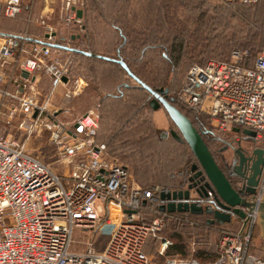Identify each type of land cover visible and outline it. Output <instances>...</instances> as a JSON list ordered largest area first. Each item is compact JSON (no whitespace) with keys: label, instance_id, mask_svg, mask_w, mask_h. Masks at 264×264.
<instances>
[{"label":"built area","instance_id":"2783aa9c","mask_svg":"<svg viewBox=\"0 0 264 264\" xmlns=\"http://www.w3.org/2000/svg\"><path fill=\"white\" fill-rule=\"evenodd\" d=\"M22 1L2 0L4 15L16 16ZM216 1L248 4L258 0ZM83 3L64 0V25L84 30L76 9ZM68 47L72 46L54 40L51 24L44 25L43 36L35 41L26 35L0 33V110L7 111L6 122L17 116L27 138L47 131L57 157L54 167L20 138L0 133V264H153L143 249L147 237L157 236L168 218L181 220L182 216L155 210L151 220H142L145 202H159L153 191L170 189H143L128 166L107 153L106 143L97 139L99 102L63 120L60 108L51 101L54 90L41 91V74L50 76L53 85L63 86L65 97L79 93L85 85L80 77H71L73 55ZM247 58V50L235 48L229 60L211 58L204 65L193 64L175 97L187 108L209 115L219 131L254 129L251 139L262 142L264 42L250 66L245 64ZM261 169L254 193L248 195L253 206H241L244 218L232 216L241 218V227L222 232L212 261L170 256L165 264H264L248 244L264 188V164ZM212 195L208 192L199 203L213 207ZM75 228L93 231L86 247L69 248ZM105 231L107 242L97 249L95 238ZM169 244L171 240L163 237L159 252Z\"/></svg>","mask_w":264,"mask_h":264},{"label":"rangeland","instance_id":"374dc122","mask_svg":"<svg viewBox=\"0 0 264 264\" xmlns=\"http://www.w3.org/2000/svg\"><path fill=\"white\" fill-rule=\"evenodd\" d=\"M42 2L44 1L33 0V7L42 5ZM56 2L59 7L61 2L62 6L64 4V0H56ZM106 2L105 12L107 16L115 17L116 0H106ZM219 5L220 3L215 0H205L204 3L201 0H127L125 9L123 8L124 10L121 11L122 20L120 23L127 26L128 32L131 26L142 30L146 29V32H153L156 36L158 35L155 38H160L158 41L165 42L167 46L171 40V35L176 34L180 38H183V53L174 71H172L170 64L162 59L161 55L157 54L156 51L150 52L145 61L137 62L135 64L136 69L151 82L156 84L164 83L171 86L172 91H175L183 83L186 72L193 62L204 63L211 58L227 57L231 55L232 50L235 48L247 50L248 54H254L262 45L263 33L261 34L259 29L264 27V24L262 25L264 23V0L258 2L255 7L243 9V12L240 14L239 12L232 14L230 11L219 8ZM1 7L2 3L0 1V26H5L6 20L17 28H21V25L29 22L26 19L27 12L25 9L17 16L6 17L2 14ZM200 14H204L201 20L199 19ZM209 15H215L213 26L216 28L209 31V27L205 24L206 29L204 31L200 29L201 23H203L201 21L205 22ZM63 18L64 9H61V13L59 12L53 18L42 15L35 17L33 20L31 19L29 22L30 26L28 27H31L32 30H38L40 27L44 28V25L50 22L64 26ZM205 25L203 24L201 27ZM77 29L79 32L82 31L79 27ZM65 30L66 27L63 31ZM130 33V35L134 36L139 35L135 31ZM205 47L208 48L205 53L199 52V50ZM88 65L89 63L85 60L76 59L74 61L73 69L77 72V75L74 77H80L83 80L82 84H84V81L86 82L79 93L71 97H65L63 95L64 90H56L51 95V101L54 106L60 108L59 117L63 120H71L73 117L81 114L83 110L95 105L97 102L100 103L102 100L104 90H96L95 84L97 82L92 73L89 72ZM41 91L47 92V90ZM104 101L99 132L104 139L109 138V155L127 165L131 174L138 182H140L139 175H144L147 178L151 176L153 178L151 180H156L164 185L165 183L170 185L176 184V181L183 177L184 172L179 170L176 174L173 173L169 176V174L159 169L157 165H161L166 160L164 154L168 157H176L177 153L181 152L180 154L185 153L184 156L188 157V159L190 156H187L188 154L183 150L182 146L176 145L175 142L171 141L170 129L174 127L164 109L139 108L140 99L135 107L131 104L117 102L116 99L107 98ZM6 102L11 104L15 100H7ZM6 118L7 111L0 110V133L11 134L20 138L31 152L43 161L56 167V147L48 140L47 131L32 133L27 138L26 133L17 124V116L12 118L10 122H6ZM215 129L217 128L215 127ZM217 131L219 130L217 129ZM217 131H215L217 137L224 140L235 138L237 133L235 131H225L221 134L222 132L219 133L220 131ZM254 134V129H248V137L252 138ZM206 141L219 166L223 168L225 161H231L230 148L223 149L225 145L224 141L212 140L210 138L206 139ZM258 143L264 146V141ZM243 146L246 148L245 144ZM149 151H152L154 155L147 156L150 153ZM224 155L226 156L225 159H223ZM148 158L149 161H147ZM145 164L150 165L147 167ZM230 179L233 185H237L238 178L231 176ZM154 215H156L155 210L152 211L151 215L146 216V219L151 220ZM181 220H184L182 222L187 225L178 228L173 221H168L167 219L158 235L153 236L147 242L146 252L153 264L166 263L165 260L169 255H166L165 251L163 253L159 252L161 240L163 237L168 238L172 243L173 239L170 235L175 230L182 233L185 241L189 243L190 250L196 251L197 246L201 244L208 245L209 247L214 246L224 230H237L239 226L236 221H231L228 225L222 227L219 225L204 227L201 220L196 219L194 227H191L188 226L189 223H192L189 222L191 220L188 219L186 221L184 217ZM248 226L249 221L245 224V229ZM249 229L248 244L252 252L264 257V250L262 249L264 248V220L258 218L256 222L250 224ZM92 236V230L73 229L69 248L74 249L83 247V245L86 247ZM108 236L107 231L100 235L95 242V247H103L107 242Z\"/></svg>","mask_w":264,"mask_h":264},{"label":"trees","instance_id":"16d2710c","mask_svg":"<svg viewBox=\"0 0 264 264\" xmlns=\"http://www.w3.org/2000/svg\"><path fill=\"white\" fill-rule=\"evenodd\" d=\"M31 2V0H29ZM127 0H116V16L115 17H110L107 16L105 12V5H106V0H85V4L83 6V17H84V22L83 25L86 28L85 32H83L80 35V39L83 40L84 46L80 50H75V49H69L70 53L74 56L73 62L71 65V77L73 78L75 75H77L74 71V61L76 59L78 60H85L89 63L88 69L89 72L92 73L94 76V79L96 80L95 88L96 90H104V93L102 94V100L100 101V106H99V124L102 119V112H103V107L105 103V99H113L117 102H123L124 104H131L133 107L137 106L139 103V99L141 100L139 108H150L153 109L150 105V100L152 99L151 93L148 91V89L144 88L140 83L137 82V80L129 74L128 70H126L122 64L118 61V59H122L129 71L135 75L142 83H145L146 85L148 84L152 89H159L162 87H167L168 88V99L169 101L175 105L176 107L179 108L181 112L187 115V117L190 119L192 124L196 126V128L201 132L203 140L206 142L207 146L209 147L208 138L212 140H218V141H224V139H221L220 137H217L215 134V129L214 126L210 124V117L209 115H206L204 113L191 110L184 106L178 99L175 97V93L177 90L172 91L171 86L165 85L164 83L162 84H156L151 82L150 80L146 79L141 75V73L136 69V63L140 61H145L146 57L150 54V52H155L159 55H161L162 59L166 60L167 63L170 64V67L172 68V71L176 69V66L178 62L181 59L182 56V48H183V38H180L178 35L173 34L170 36L171 40L167 44L165 42H160L156 39L155 33L148 31L146 32L145 30H142L140 28H136L135 26H131L129 28V32L127 29V26L124 24H121V11L125 9V3ZM205 0H201V2L204 3ZM216 1V0H215ZM261 0H258L253 3H239V2H234V3H226L222 1H217L220 3V7L223 10L230 11L232 14L234 12H243V9H248V7H255L257 6L258 2ZM124 6V7H123ZM198 6V5H197ZM124 8V9H123ZM24 9V0L22 1L21 4V10L18 12V14ZM218 9V8H216ZM1 12L3 13V4L1 7ZM120 12V14H119ZM204 13V12H203ZM17 14V15H18ZM16 15V16H17ZM5 16V15H4ZM204 14H200L199 19L201 20ZM7 17V16H6ZM212 19V23L210 20ZM213 19H215V15H209V17L204 21H201L202 25L207 24L210 30H214L216 27L213 26V23L215 22ZM116 21V22H115ZM264 22V21H263ZM264 23H262L263 25ZM201 25V26H202ZM200 29L204 30L206 29V25L204 27H201ZM138 32V36L130 35V32ZM259 32L263 35L262 37V45L264 42V27L259 29ZM0 33H5V34H12L16 36H22L23 33H10V32H2ZM143 34V35H142ZM206 34V33H205ZM207 35V34H206ZM209 36V35H207ZM27 39L29 40H39V37L32 36L30 34L26 35ZM262 45L256 50L254 54H248V58L245 61V64L250 66L251 61L253 60L254 56L260 51ZM208 48H204L202 50H199V52H206ZM86 51H89L91 54H87ZM75 59V60H74ZM217 59V58H215ZM219 60H229L230 56L227 57H221L218 58ZM209 60V59H208ZM207 61V60H206ZM204 63H198V62H193L189 66L186 74L190 70L191 66L193 64H198V65H204ZM46 74H43L42 77H46ZM186 77V76H185ZM43 79V78H42ZM42 82V80H41ZM40 82V83H41ZM53 81H50V84H52ZM159 108H162L160 106ZM164 109V108H162ZM86 110V109H85ZM85 110H83L81 113H83ZM165 111V110H164ZM167 113V112H166ZM168 115V113H167ZM169 117V116H168ZM170 118V117H169ZM171 120V119H170ZM172 122V120H171ZM173 130H175L179 135L181 136L180 131L175 127L174 123L172 122ZM170 129V135H171V130ZM219 132V131H217ZM224 132V131H223ZM221 133V131L219 133ZM171 141L175 142L176 145H180L183 147V150L187 152V156H184V154L177 153L176 157H168L167 155L164 154L166 157V160L161 163V165H157V167L166 174H169V176L173 173H177L179 170H182L184 172L183 177L180 178V180L176 181V184L170 185V184H162L157 182L156 180H151L153 179L151 176L150 178L144 177V175H139V181L138 184L143 188V189H153L154 186H159L162 188H169L170 190H177L179 191L180 189H185L188 184V176L193 173L192 171V165L194 163H197V158L196 156L193 155V153L190 150V147L187 142H185L183 139L181 140H176L172 137L171 135ZM97 139L100 141H104L106 143V148H107V153L109 154V147H108V139H104L101 137V134L99 132V125H98V132H97ZM117 147V146H116ZM210 149V147H209ZM211 151V149H210ZM147 156L149 155H154L152 151H149ZM167 152V151H166ZM212 155L213 152L211 151ZM214 156V155H213ZM112 157V156H111ZM215 157V156H214ZM185 159V160H184ZM146 160V159H145ZM149 161V158L147 159ZM150 164H145V166L149 167ZM160 170V171H161ZM138 176V175H137ZM174 179V178H173ZM231 181V179H230ZM232 182V181H231ZM154 195H159L156 191H153ZM147 202V203H146ZM144 204L145 210L143 211V221H149L146 219V216L151 215L153 210H159V206L161 201H152V200H147ZM203 211L201 212H195L192 213L190 211H174L173 214H176L178 216L182 217H187L189 220H191L192 223H189L188 226L194 227L196 222V219H200L202 225L204 227H211V225H219V226H226L230 222L226 223H220V222H211L209 223L208 220L211 219L213 215L211 213H207L204 211L203 206ZM168 221H173V223L176 225V227H181L183 225H187L186 223L182 222L184 220L179 221L176 218H168ZM239 226L237 229L241 227V218L235 220ZM103 234V233H102ZM102 234H99L95 238V242L98 240V237ZM153 236L147 237L143 249L146 252V244L147 242L152 239ZM170 237L173 239L172 243L168 245L167 249L165 250V254L170 256H180V257H187V258H193L196 260H199L201 262H209L212 261L216 257V243L214 246L209 247L208 245L201 244L200 246H197V250L191 251L190 246L188 242L185 241L184 237L182 236V233L178 230H175V232L171 233ZM102 248V247H101ZM97 248V249H101ZM249 251L252 252L251 247L249 246ZM147 253V252H146ZM253 253V252H252ZM256 254V253H255ZM257 255V254H256ZM258 256V255H257ZM260 258H263L262 256H258Z\"/></svg>","mask_w":264,"mask_h":264},{"label":"water","instance_id":"95a60500","mask_svg":"<svg viewBox=\"0 0 264 264\" xmlns=\"http://www.w3.org/2000/svg\"><path fill=\"white\" fill-rule=\"evenodd\" d=\"M82 10L77 9V14L80 16ZM69 49L80 50V48L68 47ZM87 54H91L86 51ZM122 66L128 70L138 83L152 95L150 105L153 109L160 106L164 108L165 112L174 123L175 127L180 131L181 136L175 130H171V135L176 140L183 139L188 143L191 152L197 158V163L192 165L193 173L188 176V184L185 189L165 190L160 191L157 199L162 203L159 210L162 212L174 211H190L192 213L203 211L202 205L198 200L205 199L208 192L212 191L213 195L209 202L214 206H205L204 211L213 215L211 222L226 223L230 222L233 215L245 217V213L241 206L251 208L253 202L248 200V195H252L257 185L258 178L262 171L264 164V150L258 147L249 150V155L244 154V147L241 145L240 140L236 142L228 141L223 149L230 148L232 157L237 160V163L231 165L225 161L222 168L217 163L215 157L212 155L206 142L203 140L201 132L192 124L186 114L181 112L178 107L173 105L168 99V88L162 87L159 89H152L148 84L142 83L135 75H133L126 63L122 59H118ZM36 111L34 112V114ZM238 128L233 131L238 132ZM244 134H248V129L243 130ZM252 142L253 139L246 137ZM227 141V140H225ZM222 149V150H223ZM226 156H223L225 159ZM231 167V170L228 168ZM235 176L238 178L237 185H233L230 177ZM256 213L258 218L264 220V188L260 196V201L257 205ZM264 250V248H262Z\"/></svg>","mask_w":264,"mask_h":264},{"label":"crops","instance_id":"0c3cea01","mask_svg":"<svg viewBox=\"0 0 264 264\" xmlns=\"http://www.w3.org/2000/svg\"><path fill=\"white\" fill-rule=\"evenodd\" d=\"M1 3L3 4L2 0H0ZM44 2H42V5L40 6H34L33 7V0H31V2L29 0H24V9L27 12V20L30 22L31 19H35V17L37 16H42V15H46L48 18H53L54 16L58 15L59 12L61 13V9H63L62 6V2L60 3V7L58 5V3L56 2V0H43ZM85 3H83L82 6H76V9L80 8L82 10L81 12V17L82 20L84 21V17H83V6ZM60 8V9H59ZM23 9V10H24ZM32 11V12H31ZM33 15H31V14ZM33 16V17H30ZM5 26H0V31L2 32H10V33H23V35H27L30 34L32 36H36L41 38L44 34V28L40 27L38 30H32L30 26V23L27 22L24 25H21V28H17L12 26V23L9 22L8 20L5 21ZM9 22V23H8ZM49 24H51V26L53 27V35H54V40L61 42V43H66L69 44L72 47H79L82 48L84 46L83 40L80 39V35L83 33V31H86L84 25V30H82L81 32L78 31L77 27L74 25H70V26H62V24H55L54 22H50ZM32 25V24H31ZM66 27V30L63 31ZM43 74H41L39 76V78H41L40 82H39V88L41 90H54L53 93L56 90H64V87L61 86L60 84L57 85H53L50 84V81H52V78L50 76H47L44 78L42 77ZM43 78V79H42ZM83 88V87H82ZM85 90V88H84ZM52 93V94H53ZM231 221H235L234 218H232Z\"/></svg>","mask_w":264,"mask_h":264},{"label":"flooded vegetation","instance_id":"af4514ba","mask_svg":"<svg viewBox=\"0 0 264 264\" xmlns=\"http://www.w3.org/2000/svg\"><path fill=\"white\" fill-rule=\"evenodd\" d=\"M246 137H247V135L243 133V129L239 128L238 132L236 133L235 138H232V139L227 140V141L224 140V142L226 145V143L228 141H234L233 142L234 146H237L236 142L240 140L241 145H244V144L246 145V148H245V146H243L244 147L243 151H244L245 155H249V150L251 151L252 148H255V147H258V148H261L264 150V146L260 145L258 142H255L253 140L251 142ZM229 163L231 165H233V164L237 163V160L235 161V159L232 157L231 161ZM228 170H231V167H229Z\"/></svg>","mask_w":264,"mask_h":264}]
</instances>
